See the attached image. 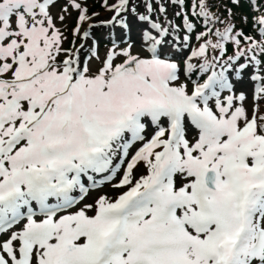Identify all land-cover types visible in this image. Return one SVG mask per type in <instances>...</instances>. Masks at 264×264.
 <instances>
[{"label":"snow or ice","instance_id":"6c2138e0","mask_svg":"<svg viewBox=\"0 0 264 264\" xmlns=\"http://www.w3.org/2000/svg\"><path fill=\"white\" fill-rule=\"evenodd\" d=\"M98 2L0 0V264H264V13Z\"/></svg>","mask_w":264,"mask_h":264},{"label":"trees","instance_id":"16d2710c","mask_svg":"<svg viewBox=\"0 0 264 264\" xmlns=\"http://www.w3.org/2000/svg\"><path fill=\"white\" fill-rule=\"evenodd\" d=\"M192 3V0H190ZM210 4L213 5L212 11L220 15L223 20H233L236 25L237 30L243 29L249 35H255L252 31V20L259 14L264 13V0H251V3L248 0H241L239 6L234 5L231 0H209ZM99 3L96 0H89L88 6L90 11H94L99 7ZM231 10L234 14L233 16L229 15ZM190 11V9H188ZM247 18V23L244 19ZM232 47L229 46V54L232 52Z\"/></svg>","mask_w":264,"mask_h":264},{"label":"rangeland","instance_id":"374dc122","mask_svg":"<svg viewBox=\"0 0 264 264\" xmlns=\"http://www.w3.org/2000/svg\"><path fill=\"white\" fill-rule=\"evenodd\" d=\"M160 2L165 3L166 7L168 8L167 16L165 17L162 14H157V16L154 17V18L158 19L161 23H164L165 20L167 19V20H173V22L175 24H181L182 23L181 19L179 17H174V13H175V11H177L176 7L173 6V5L168 4L167 0H160ZM59 10L60 9L57 8L54 11L55 12H59ZM71 11H72V15L66 20V24H67L68 30H69V39H71V27H74L75 26V22H76V12L74 10H71ZM140 11L143 12L144 9L140 8ZM96 12L100 13V16L98 18H96L98 20L107 19L111 15V13L106 12L103 7L100 10L96 11ZM106 33H107V29L101 28V29L97 30V35H104V37H105V36H107ZM103 43H104V39H103V41L100 44L101 55H103L104 51L106 50L103 47ZM193 44L194 45L196 44L195 40L193 41ZM104 191L110 192L111 189L110 188H105Z\"/></svg>","mask_w":264,"mask_h":264}]
</instances>
